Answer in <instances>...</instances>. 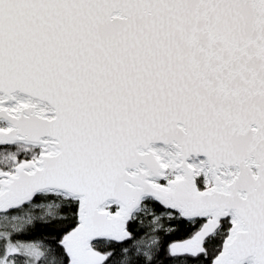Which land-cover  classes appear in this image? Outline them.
Here are the masks:
<instances>
[{
  "label": "snow or ice",
  "instance_id": "snow-or-ice-1",
  "mask_svg": "<svg viewBox=\"0 0 264 264\" xmlns=\"http://www.w3.org/2000/svg\"><path fill=\"white\" fill-rule=\"evenodd\" d=\"M0 264H264V0H0Z\"/></svg>",
  "mask_w": 264,
  "mask_h": 264
}]
</instances>
